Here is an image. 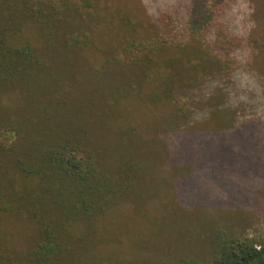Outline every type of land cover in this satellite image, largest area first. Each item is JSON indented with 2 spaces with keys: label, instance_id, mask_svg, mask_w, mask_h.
Segmentation results:
<instances>
[{
  "label": "rangeland",
  "instance_id": "obj_1",
  "mask_svg": "<svg viewBox=\"0 0 264 264\" xmlns=\"http://www.w3.org/2000/svg\"><path fill=\"white\" fill-rule=\"evenodd\" d=\"M85 1L91 3L79 26L91 44L78 52L53 47L55 61L37 79L44 78L39 91L0 94V132L3 121L24 123L22 114H31L36 127L42 122L53 132L76 126L111 169L138 163L132 193L99 218L80 222L71 246L83 261L101 264L204 259L220 239L260 246L264 54L252 42L264 41V0L226 1L220 35L236 37L239 48L221 73L199 69L206 42L169 49L156 63L132 64L122 52L127 39L153 36L152 21L174 0ZM182 6L187 9L184 0ZM23 107L40 108L43 117L37 121ZM10 162L0 150V189L26 188ZM29 222L0 217V254L33 247L39 236Z\"/></svg>",
  "mask_w": 264,
  "mask_h": 264
},
{
  "label": "trees",
  "instance_id": "obj_2",
  "mask_svg": "<svg viewBox=\"0 0 264 264\" xmlns=\"http://www.w3.org/2000/svg\"><path fill=\"white\" fill-rule=\"evenodd\" d=\"M184 1L187 9L182 10V0H174L158 13L156 23L152 21L153 36L123 42L121 50L130 63H156L169 49L206 42L208 50L199 69L221 73L230 68L239 40L220 35L228 0ZM90 3L0 0V94L39 91L44 78L37 79L47 75L55 61L53 47L78 52L91 44L90 35L79 26ZM252 44L264 54V41ZM23 111L35 113L37 121L43 117L40 108L23 107ZM22 116L24 123L21 119L1 123L0 150L10 158L13 173L26 188L9 183L0 189V217L29 219L36 224L39 239L24 254H0V264H101L83 261L71 246L73 232L80 222L99 218L132 193L138 163L128 160L111 169L74 132L76 126L63 124L60 130L66 128L67 133L62 134L42 122L36 127L31 114ZM171 263L264 264V242L256 247L248 239H220L208 258L188 257Z\"/></svg>",
  "mask_w": 264,
  "mask_h": 264
}]
</instances>
